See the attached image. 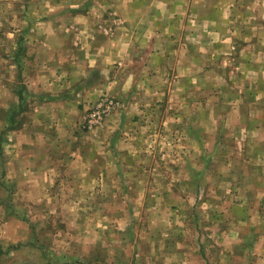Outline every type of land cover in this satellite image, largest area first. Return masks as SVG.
Here are the masks:
<instances>
[{
	"label": "crops",
	"instance_id": "0c3cea01",
	"mask_svg": "<svg viewBox=\"0 0 264 264\" xmlns=\"http://www.w3.org/2000/svg\"><path fill=\"white\" fill-rule=\"evenodd\" d=\"M252 2L257 10L254 21L247 14ZM106 92L124 100L116 118L120 124L134 127L128 137L121 136L132 142L122 150L118 144L121 134L115 132L111 147L85 150L80 144L85 138L80 125L84 112L89 101ZM255 102L262 112L258 113L261 128L249 127L247 131L240 119H233L237 122L233 128L229 119L223 128L224 138L234 146L240 135L251 140L243 154L253 158L244 170L233 174L235 170L228 167L221 171L228 179H236L238 173L247 181L243 189L250 201H240V223L251 222L258 204L264 216L260 204L264 201V0H25L21 5L0 0V208L7 210L0 213V225H15L13 233L9 231L11 236L8 232L0 235V264H11L14 259L18 264L92 263L82 247L73 254L41 244L39 229L29 227L22 209L17 210L16 204L24 200L34 203L41 197V188L51 182V171L60 157L59 169L65 166L69 174L76 172L73 176L79 172L83 185L95 181L104 187L111 181L116 188L143 189V199L149 205L147 219H131L135 221L134 249L141 255L137 259L136 252L130 256L132 247L126 244L128 229L104 214L105 228L122 232V242L114 245L118 254L115 252L113 264H207L199 258L201 245L195 246L184 235L190 224L183 211L184 187L195 188L188 173L175 183L179 192L163 189L154 193L155 186L166 185L165 179L141 182L132 174L128 180H115L108 178V171L111 167L120 171V166H125L120 158L126 156L136 172H151L152 165L140 158L145 156L140 147L153 139L161 143L172 137V143L175 139L190 142L188 151L194 153V133L216 136L222 128L215 119L237 116ZM140 115L147 119L139 122ZM66 144L73 146L63 148ZM105 150L111 152L110 164ZM160 150L155 149L162 156L183 152L182 148L172 151L167 144ZM220 152L211 145L208 151L200 149L198 155L208 156L210 162L214 156L223 158ZM88 154H95L91 163ZM7 176L13 177L9 181ZM12 189L22 196L13 199ZM139 198L137 193L130 200ZM173 200L179 204L176 221L163 207ZM163 215L171 221L166 230L159 231ZM141 228L143 233L136 235ZM231 228L219 232L227 239L236 238L225 244L226 261L212 256L215 263L209 264H241L237 262L244 258L236 251L256 249L253 242L260 233L242 231L241 226ZM205 244L202 242V248L208 251L216 249ZM99 248L95 247V253Z\"/></svg>",
	"mask_w": 264,
	"mask_h": 264
},
{
	"label": "rangeland",
	"instance_id": "374dc122",
	"mask_svg": "<svg viewBox=\"0 0 264 264\" xmlns=\"http://www.w3.org/2000/svg\"><path fill=\"white\" fill-rule=\"evenodd\" d=\"M22 1L25 3V0H7V3L8 5H21ZM238 1L245 3L249 0ZM252 5L253 6L250 7V13L247 14L253 16L251 20L254 21V16L257 14V10L254 7L255 3L252 2ZM103 96L114 98L118 105L104 117L99 125L89 128L86 120L87 113H89V109H91L96 103L97 99ZM99 97L96 100L89 101V108H86L84 112L80 125L83 132L81 136H84L85 138L81 139V146L85 148V150L90 151H94L95 148L107 149L108 147H111L113 133L119 132L121 135L119 136L120 143L118 144L124 147L121 148L122 150L128 149L129 143L132 141H124V138H121V136L125 135L128 137L127 132L132 131L134 127L127 123L122 125L120 124L118 117L116 118V111L124 107V100L118 98L115 94L108 92L101 94ZM255 104L256 102L249 105L247 109L245 108L243 112L238 113L239 115L237 116L227 115L223 120L215 119L217 127L219 126V128H222V132L218 133L216 136L208 134L201 136L194 133V153L188 151L192 146L190 142L187 143L186 141H183L181 143V140L175 139L176 141L172 143V137L163 140L161 143L158 142V140L153 139L151 142H148V146L140 147L142 148L141 151H144L145 149V156H141L140 158L143 163L150 166L152 165L151 172H136L133 169V163L132 165L131 163L129 164V159L126 156L124 159L122 157L120 158L121 162H123V160L125 162V166H120L123 170L121 169L116 172V167H111L108 171V178L115 180L119 178L128 180L131 178L132 174L133 178L137 177L141 182L146 178H151L150 180L154 182H156V179H165L166 185L161 186L160 183L158 187L155 186L154 193L163 189H167L173 193L179 192L180 189L175 183H177L181 175H186L188 173L186 176H189V180L195 183V188L192 186L184 187V192H187V196L183 193L184 198L186 199V205H184L183 211L189 215L190 220V224L186 227L184 235L188 237L189 242H195V246L197 243L201 245V251L198 253L201 257L199 258L206 261L207 264L215 263L212 256H215L217 261H226V251L223 250L225 244L228 241H236V238L235 236H231V240L227 239V236L223 237L219 232L222 228L227 227H232L231 229L235 228L237 230L239 226H241L242 231L246 232L250 230L252 232H258L260 233V236L253 242H256L253 246L256 249H251L249 252L244 251L243 249L236 251V254H240L241 257L244 258L243 261L237 263L264 264V216L260 212V205L258 204L257 207H255V203L253 204L256 211L252 215L251 222L240 223L239 215L242 214L240 201H250L243 189V183L247 181H243V179L240 178L241 174L237 173L238 176L236 179H228L225 177V173L221 172L222 170L226 171L228 167L235 170L231 172L233 174L236 173V171H242L245 168V164L253 158L252 156H246V154H243V152L247 151L248 146H250L251 140L249 141L240 135L238 139H235L234 146L230 143L229 139L224 138L226 134L223 132V128L226 126L229 119H231L232 122L230 128L235 127V124L237 123L233 122V119H240V125L245 127L247 131L249 127L261 128L260 120L258 119H261V116L259 115H261L262 112L261 108H256L254 106ZM235 110L238 111L239 109L236 107ZM1 115L2 110L0 108V117ZM141 116L142 115L139 116V122H143L147 119H143ZM150 119L152 120L153 117H150ZM107 120L108 124H106ZM240 125L238 123L236 126L239 127ZM193 127H195V125ZM65 128H67V126H65ZM230 132L237 133L233 132L232 129ZM258 136L259 140L263 139L262 134H259ZM261 142L264 143V139ZM163 143L170 145V150L172 151L182 148L183 152L177 154V152H179L177 151L175 154L170 153V155L162 156L161 153L159 151L156 152L155 149L160 150V148L164 146ZM211 145L222 150L220 153H223V158L220 157V155L212 157L213 159L210 157L211 160L209 162L208 156L198 155L200 154V149L208 151L211 149ZM72 146L67 147L66 144L63 148H71ZM104 154L105 160L107 158V163H112L111 152L105 150ZM88 156V162L91 163V160H94L95 158V154H88ZM61 158L62 157H60L57 162L53 159L55 161V167L57 168H55V171H51V182H48V186H43L41 188V197L35 200L34 203L24 200V203L16 204L17 210L22 209L21 213L24 216V219L29 222V224L31 223L28 226L34 228V230L37 228L39 229V242L44 245L45 243L50 244V246L55 245V247L62 250L73 251V254L75 253V250H81L82 247L85 257L88 255V262H92L91 264H95V262H100V264H109V262H111V264H113V262H115L114 256L117 253L114 245L122 242V232L116 228H105V224H107V216L115 217L119 222V225L117 224L118 226L128 229L129 237L127 235L126 244L132 247L130 256L134 257L136 252V259L140 257L141 255H137L139 251H135L134 249L133 227L135 221H131V219H134L132 217L135 216L138 218L141 216L142 222L143 219H147L145 212L146 215H148L149 211L147 208L149 205H147V201H144L143 199V189L136 188L135 186L128 189L122 187L116 188L115 182L113 184L111 181L104 187L96 185L95 181L88 186L83 185L80 181L81 175L79 172L76 176H73L76 172L72 171L73 173L69 174L65 166L63 169H59V165L62 166ZM251 162L253 163V160ZM63 163H65V161ZM117 164H119L118 161ZM180 166H183V170ZM219 173L220 176L217 177ZM7 174H9V172ZM12 177L13 176H7L6 178L10 181ZM111 183L114 187L111 186ZM27 187L28 186H24V190L30 191V189H26ZM19 188L20 187H18V189ZM11 191L10 195L13 196V199H16L17 196H22L19 192H14V189ZM137 193L140 198L135 202L131 201V197L135 196ZM1 194H3V191H1ZM173 201L174 204L171 203L168 206L163 204V207H167L165 210L170 211L171 217L176 221V212L179 204H177L175 200ZM260 204L264 207V201ZM152 206L156 207L155 202ZM261 210H264V208ZM0 213L1 215H4L7 213V210L2 206V208H0ZM161 220L163 221V228L159 227V231L166 230L167 223L170 219L167 215H163ZM101 225L104 226V228H102ZM141 227H144V225H141ZM14 228L15 225H12L11 223H9L8 226L7 223L0 225V235H4L8 232V236H11L12 234L9 233V231L13 233ZM102 229L104 231L103 237L101 238L100 231ZM110 229H112V234L109 233ZM207 229H210V231L207 232ZM115 230H118V232H115ZM172 231L179 235V230L177 228H174ZM142 233L143 230L141 228V231H137L136 235ZM208 234L210 236H208ZM27 239L28 238H25V241ZM249 241L250 239L247 240V242ZM202 242H205L206 246L208 244L209 249H212L213 247H216V249L214 251H208L207 248H202ZM96 246H99L100 248L98 252L95 253L96 250L94 249ZM18 263L19 262L14 259L11 264ZM216 264H219V262Z\"/></svg>",
	"mask_w": 264,
	"mask_h": 264
},
{
	"label": "built area",
	"instance_id": "2783aa9c",
	"mask_svg": "<svg viewBox=\"0 0 264 264\" xmlns=\"http://www.w3.org/2000/svg\"><path fill=\"white\" fill-rule=\"evenodd\" d=\"M117 105V101L110 96L99 97L96 103L91 107V109H89V113H87L86 120L88 127L91 128L99 125L103 121L104 117Z\"/></svg>",
	"mask_w": 264,
	"mask_h": 264
}]
</instances>
